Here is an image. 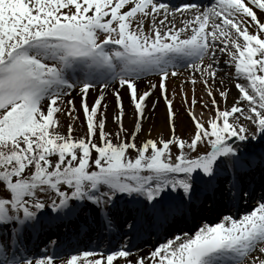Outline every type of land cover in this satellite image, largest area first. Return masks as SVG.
Wrapping results in <instances>:
<instances>
[{
    "label": "snow or ice",
    "instance_id": "6c2138e0",
    "mask_svg": "<svg viewBox=\"0 0 264 264\" xmlns=\"http://www.w3.org/2000/svg\"><path fill=\"white\" fill-rule=\"evenodd\" d=\"M0 264H264V0H0Z\"/></svg>",
    "mask_w": 264,
    "mask_h": 264
},
{
    "label": "rangeland",
    "instance_id": "374dc122",
    "mask_svg": "<svg viewBox=\"0 0 264 264\" xmlns=\"http://www.w3.org/2000/svg\"><path fill=\"white\" fill-rule=\"evenodd\" d=\"M180 71H181V73H183L185 71V69L184 68H181ZM226 71H227V69H226ZM183 79H184V76L181 75L179 77V80H183ZM168 88H169V96H171V93H172L173 90H175V92L177 93V95L175 96L174 101H173L174 108L178 112H180L182 114V118L184 120V123L187 124L189 121H188L187 114L184 112V107L181 104V96H180V85H179V82L178 81L177 82H174L173 79L170 77L168 79ZM184 88L188 90V92H189V99H190L191 98V89H192L191 82H185L184 83ZM201 88H202V85L199 82H197L196 87H195V91H196V96L198 98L201 96ZM73 95H75V94H73ZM92 95H94V94H90L89 99L92 98ZM75 99H76V102L78 104L79 103V97L76 96ZM107 99L109 101V104H108V113H109L108 129L110 130L113 127L112 122H111V111H112V107H113V104H114V100H113V98H112V96L110 94L107 95ZM124 103H125L126 110L130 111L131 106L129 105V102H128L127 98H125ZM159 105L160 106H164V101L162 99L157 102L156 107L159 106ZM195 107H196V111L199 112L200 111V105H199V103H197ZM155 109H157V108H155ZM148 112H153V110L151 109L150 106L148 108ZM61 115H62V119L64 120L65 124L70 121V119H71L70 117L63 116V114H61ZM129 119H130L129 116H126L125 117V126L128 125ZM82 120H83V116L81 114V121ZM162 120H163V118L159 120V123H161ZM149 124L150 123H148L147 120H146L145 127H147ZM159 126H158V128H159ZM62 131H66V127L64 129H62ZM82 131H83V125L80 123V121H77L74 124V134H79ZM162 131H163V134L165 136L168 135L167 127H165L164 129H162ZM177 131L178 132H183V131H186V129H182L179 126V122H178ZM156 132L157 131H153V134H156ZM257 192H259V190H257ZM256 198H258V197H256ZM251 203H252V201H251ZM241 205H244V204H241ZM244 207H246V206H244ZM231 211L234 212V209H232ZM206 218L208 219L209 222H216V220H215L214 217H206ZM192 221L194 223L193 225H195V228H196L199 225L200 218H197L196 220H192ZM184 227L185 226H183V230L185 231V228ZM195 228L190 229V230L194 231ZM40 247L42 248L43 245H41Z\"/></svg>",
    "mask_w": 264,
    "mask_h": 264
},
{
    "label": "bare ground",
    "instance_id": "6f19581e",
    "mask_svg": "<svg viewBox=\"0 0 264 264\" xmlns=\"http://www.w3.org/2000/svg\"><path fill=\"white\" fill-rule=\"evenodd\" d=\"M173 4H176V0H174L172 2ZM198 3L202 4V5H207L209 3V1H205L202 2V0H198ZM221 66H223V62H221ZM220 75L222 76L223 73H220ZM225 83L227 84V81H225ZM141 86H143V84H141ZM237 89H235L234 85L230 86V92L228 94V101L229 103L232 102L233 98L236 96L237 94ZM157 109H155L154 115H152V112H148L149 114L147 115V122L150 123L151 125H154L153 127V131H157L158 126L160 125L159 120L164 118V114H165V108L164 106H157ZM258 190V189H257ZM248 210L245 209V211ZM237 211H240V209ZM143 247V246H142ZM145 252L147 251V248L143 249Z\"/></svg>",
    "mask_w": 264,
    "mask_h": 264
}]
</instances>
